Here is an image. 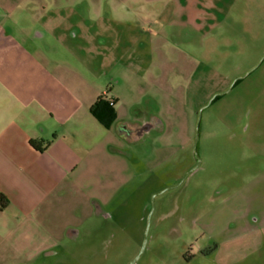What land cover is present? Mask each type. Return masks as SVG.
<instances>
[{
	"label": "rangeland",
	"instance_id": "obj_1",
	"mask_svg": "<svg viewBox=\"0 0 264 264\" xmlns=\"http://www.w3.org/2000/svg\"><path fill=\"white\" fill-rule=\"evenodd\" d=\"M121 1L74 11L126 13L145 40L139 83L153 70L159 90L129 109L137 174L26 264H264V0Z\"/></svg>",
	"mask_w": 264,
	"mask_h": 264
},
{
	"label": "crops",
	"instance_id": "obj_2",
	"mask_svg": "<svg viewBox=\"0 0 264 264\" xmlns=\"http://www.w3.org/2000/svg\"><path fill=\"white\" fill-rule=\"evenodd\" d=\"M79 1L0 0V264L30 263L79 238L70 229L105 211L137 174L126 148L145 122L129 109L145 86L159 90V78L152 70L139 83L145 40L130 33L128 14L85 17ZM100 96L115 100L110 127L91 112ZM32 140L49 144L40 151Z\"/></svg>",
	"mask_w": 264,
	"mask_h": 264
},
{
	"label": "trees",
	"instance_id": "obj_3",
	"mask_svg": "<svg viewBox=\"0 0 264 264\" xmlns=\"http://www.w3.org/2000/svg\"><path fill=\"white\" fill-rule=\"evenodd\" d=\"M91 112L106 127H110L116 120L115 109L113 106L110 105L109 101L104 96H100L95 102V104L92 105ZM41 142L37 140H32L31 144L34 148L43 151L45 150L49 142H46L44 146H42ZM4 198L5 196L1 194L0 199L2 200Z\"/></svg>",
	"mask_w": 264,
	"mask_h": 264
},
{
	"label": "built area",
	"instance_id": "obj_4",
	"mask_svg": "<svg viewBox=\"0 0 264 264\" xmlns=\"http://www.w3.org/2000/svg\"><path fill=\"white\" fill-rule=\"evenodd\" d=\"M108 101H109V103H110L111 106H114L115 105V100L114 99H109Z\"/></svg>",
	"mask_w": 264,
	"mask_h": 264
},
{
	"label": "flooded vegetation",
	"instance_id": "obj_5",
	"mask_svg": "<svg viewBox=\"0 0 264 264\" xmlns=\"http://www.w3.org/2000/svg\"><path fill=\"white\" fill-rule=\"evenodd\" d=\"M128 133H129V134H131V133H132L131 129H128Z\"/></svg>",
	"mask_w": 264,
	"mask_h": 264
}]
</instances>
